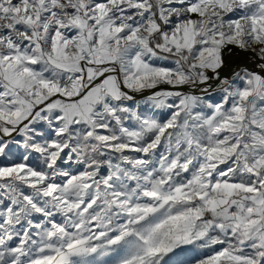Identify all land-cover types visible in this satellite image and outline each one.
Instances as JSON below:
<instances>
[{"label": "snow or ice", "instance_id": "obj_1", "mask_svg": "<svg viewBox=\"0 0 264 264\" xmlns=\"http://www.w3.org/2000/svg\"><path fill=\"white\" fill-rule=\"evenodd\" d=\"M0 264H264V0H0Z\"/></svg>", "mask_w": 264, "mask_h": 264}]
</instances>
